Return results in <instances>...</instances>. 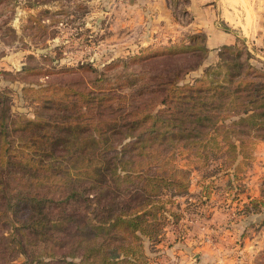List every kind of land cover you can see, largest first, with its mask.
<instances>
[{"label": "trees", "instance_id": "trees-1", "mask_svg": "<svg viewBox=\"0 0 264 264\" xmlns=\"http://www.w3.org/2000/svg\"><path fill=\"white\" fill-rule=\"evenodd\" d=\"M182 47L183 61L191 54L187 50L198 49L194 39ZM201 48L204 52L192 67L169 66L166 74L151 75L156 78L153 84H137L142 103L131 106L119 105L129 96L112 89H62L73 97L56 106L55 99L45 95L58 94L51 91L57 86L29 88L43 93L41 108L50 102L47 108H56L60 116L44 119L37 114L35 121L18 128L25 133L23 177L32 188L23 190V219L17 224L9 214L14 215L18 203L6 199L8 206L0 213L16 234H23V244L42 243L48 248L47 257L76 258L63 264H120L125 261L120 255H132V247H141L142 237L159 241L164 224L160 218L167 219L160 195L165 190L172 195L187 193L189 184L190 171L173 164L179 143L205 161L221 151V164L233 167L230 175L235 177L242 162H236L238 156L248 159L247 148L254 139L264 142V69L247 62L248 52H220L217 63L194 84H178L183 74L207 58L205 43ZM166 51L175 57L174 46ZM121 63L126 66L128 61ZM131 75L138 81L144 72ZM63 105L77 106L81 114L72 118ZM6 109L5 95L0 93L1 164L16 158L6 146ZM44 184L63 191L61 196L39 193L37 188ZM56 202L62 205L52 208ZM170 215L178 220L177 214Z\"/></svg>", "mask_w": 264, "mask_h": 264}, {"label": "rangeland", "instance_id": "rangeland-1", "mask_svg": "<svg viewBox=\"0 0 264 264\" xmlns=\"http://www.w3.org/2000/svg\"><path fill=\"white\" fill-rule=\"evenodd\" d=\"M116 2L117 0H0V93L5 95L7 105L6 122L9 135L6 137V146L9 152L16 156L11 158L8 164H1L0 161L2 182L0 211L4 206H8L6 199L18 203L19 206L14 215L13 212L9 214L12 216L11 221L15 224L23 219V190L28 189V185L32 188L31 181L23 177L22 156L25 133L18 128L26 121H35L37 114L44 119L60 116L56 108H47L51 105L50 102L45 103V107L41 108L43 93L33 92L29 88L39 89L49 84L57 86L51 91H57L58 94L47 91L45 95L55 99L56 106L59 100L73 97L70 93H63L62 89L70 88L74 92L112 89L119 94L129 96V99L126 98L119 105L131 106L133 103H142V95L138 91L137 84H153L156 78L151 75L158 71L164 75L168 72L169 66L179 64L182 70L190 68L196 64L204 52L201 46L205 43V36L202 33L189 37L188 41L194 39L198 49L187 50L186 52L191 54L186 53L184 61L181 60L184 55L181 52H184L182 46L185 45L179 44V41L174 45L158 43L159 45L156 44L154 49L148 52L142 51L141 49L145 47L144 45L139 47L140 44L135 36L119 29L121 14ZM179 5V0H172L171 12L180 22H184L189 15L185 13L183 5L181 4V7ZM258 13L264 18V9ZM201 35L204 36V40ZM169 46L175 47L176 53L172 54L175 57H169L170 51H166ZM213 50L216 52H210L212 57L203 61L196 69L183 74L178 79V84H194L195 79L203 76L207 67L217 63L220 52H248L244 55L247 57V62L253 67L264 69V26L259 35L247 37L240 34L234 44L219 46ZM170 58L175 62H169ZM122 61H128L126 66L121 63ZM173 68L176 69L175 66ZM140 71H143L144 75L137 81L131 72ZM97 77H102V80L97 82L95 80ZM134 93L137 97H135L136 94L131 96ZM63 106L68 108L66 114L72 115V118L79 117L81 114L77 111V106ZM160 107L161 105H157V108ZM116 110L120 109L116 108ZM104 112L107 114L108 111ZM257 141L260 140L254 139L247 148L249 154ZM174 151L173 164L190 171L189 184H193L192 194L195 193L197 196L191 198L190 203L187 204L185 197H181L183 194L172 195V191L165 190L160 195V200L167 219L160 218L164 221L160 240L151 241L147 237H142L141 247H132V255H120V258L125 260L120 264H180L179 245L185 242V234L189 229L191 230L189 214L193 213L195 217L201 213L205 214L204 204L207 196H212L213 201L223 205L222 217L218 220L219 222L222 218V223H218L220 227L228 228L227 222L234 221L233 217L237 218L239 215H243L240 218L244 219L248 226L264 225V196L252 199L247 206L238 204L245 186L250 187L248 179L244 175L242 177L243 170L249 163L248 159H242L233 177L230 175L234 172L233 167L221 164V151L210 154L207 161L196 159L181 146V143ZM239 157L241 156H238V159ZM250 172H247V177L253 174V171ZM199 175L210 176V178L205 185H201L200 193H197L196 181L200 180ZM260 176L259 187L264 193V174ZM44 181L46 178H43L42 182ZM189 184L187 190L190 187ZM232 184L236 185V188L233 189ZM204 186H208L207 196ZM37 190L42 195L50 194L54 198L60 197L63 192L52 191L47 184L39 186ZM231 203H235V206L231 210H226V205ZM54 205L62 204L56 202L52 208L55 207ZM211 209L215 210L213 207ZM207 212H210L209 208ZM171 213L177 214L178 220L175 221ZM5 216L4 213H0V264H63L64 260H76L68 255L62 257V254L53 257L45 256V250L48 248L46 249L40 242L35 244L26 241L23 244V234H16V230L3 221ZM219 235L220 233L215 236L213 234L211 238L214 236V240L215 238L224 240L225 237L220 238ZM249 236H251L250 233L245 236L246 240ZM19 239L21 242H18ZM252 241L253 237L252 240H248L250 247L245 250V254L238 256L243 257V264H264V238L262 245L257 248L251 244ZM186 256L190 261H195L192 253Z\"/></svg>", "mask_w": 264, "mask_h": 264}, {"label": "crops", "instance_id": "crops-1", "mask_svg": "<svg viewBox=\"0 0 264 264\" xmlns=\"http://www.w3.org/2000/svg\"><path fill=\"white\" fill-rule=\"evenodd\" d=\"M116 4L121 14L119 29L135 36L140 44L139 47L144 45L145 48H140L144 52L154 49L158 43L174 45L179 41V44L187 45L185 43L189 42V37L202 33L209 52L206 61L212 57L210 52H216L213 49L234 44L240 34L247 37L259 35L264 26V18L258 13L264 9V0H179V7L182 4L185 13L189 15L184 22L173 16L172 0H117ZM242 159L245 158L241 156L236 162L239 163ZM248 160L249 163L243 170L242 177L244 175L248 179L250 187L245 186L240 194L243 198L238 199V204L242 206H247L252 199L264 196L258 180L260 175L264 174L263 141L255 143ZM250 171H253V174L247 177V172ZM198 178L200 180L196 181V191L200 193L201 185H205L210 176L199 175ZM189 185L187 193L181 196L185 197L187 204L190 203L191 198L197 196L195 193L192 194L193 184ZM211 197L207 196L205 206L202 205L205 207V214L201 213L196 217L193 213L189 214L191 230L186 232L185 242L179 245V253H181L179 262L180 264H243V257L238 255L245 254V250L250 247L248 240H252V237L251 244L255 248L262 245L264 225L248 226L245 220L240 218L243 215H239L236 216L237 218L233 217L234 221L227 222L228 228L220 227L218 223H222V218L221 221L218 220L222 217L223 205L213 201ZM233 206L235 203L227 204L226 210H231ZM211 207L215 210L213 211ZM218 212L220 213L217 214ZM218 233L220 238L225 237L224 240L216 238L214 240V236ZM248 233L251 236L246 240L245 236ZM190 252L195 257V261H190L186 256L191 254Z\"/></svg>", "mask_w": 264, "mask_h": 264}]
</instances>
